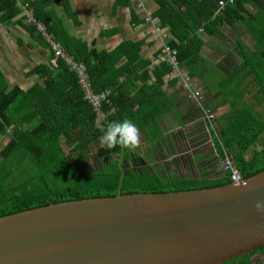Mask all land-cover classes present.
<instances>
[{
	"label": "trees",
	"instance_id": "16d2710c",
	"mask_svg": "<svg viewBox=\"0 0 264 264\" xmlns=\"http://www.w3.org/2000/svg\"><path fill=\"white\" fill-rule=\"evenodd\" d=\"M56 1L63 4L70 15L68 0ZM220 1L201 2L199 17L195 18L191 15V10L189 13L177 14L171 4L157 0V16L161 18L162 23L164 16L172 15L176 16L186 29V36L182 38L177 31L179 22L176 24V18L163 23L169 24L172 33L169 44L177 49L178 62L187 68L190 76L195 75L196 66L201 60L203 40L197 35V31L201 27L206 28L208 22L219 21L217 13ZM237 1L239 0L227 3L223 13L228 15L229 7ZM20 2L33 9L35 17L45 25L47 32L61 42L65 51L75 61L85 64L94 91L107 93V101L102 104L105 116L98 127L97 112L85 98L75 71L64 59H56L42 33L35 25L26 22L32 36L44 43L50 54L46 63L38 64L31 71V74H36L39 79L44 80L43 86L35 83L26 91L18 85L11 86L0 69V136L8 137L0 150V216L66 200L115 196L118 193L189 190L228 184L231 179L227 172L218 179L203 176L206 168H222L227 152L243 178H249L264 170V142L261 149H252L264 134V115L247 105L241 108L237 105L233 107L228 125L220 130V139L213 140V148L216 151L214 153L218 155H214L210 145L201 147L207 144L210 135L213 137L211 131H206L204 127L199 128V145L186 144L179 149L156 154L151 161L141 155L136 147L122 149L119 146H102L99 137L105 127L111 122L124 119L132 121L142 132L145 143L162 144L165 136L159 126V118L173 110L172 102L162 90V78L170 73L173 67L166 62H159L153 69L156 80L152 81L148 69L150 61L140 60L145 69L144 75L140 76L142 85L137 87L134 74L139 68L136 65L139 59V42L126 41L112 50H98L92 41V47H89L70 35L63 28L60 19L45 10L43 0H0L1 23L8 24L20 13L22 15L24 8ZM189 2L190 0H184L183 3L189 7ZM171 10L176 14H172ZM187 16L196 20L190 23ZM241 16L238 14L230 22L240 20ZM22 18L26 21L24 15ZM240 54L244 58L242 70L255 80L259 93L264 96V50ZM122 56H126L127 61L117 67V62ZM53 60L55 64L52 63ZM189 143L193 144L194 141ZM67 146L71 156L65 149ZM94 147L96 157L99 160L107 159V163H103L100 169L90 171L87 162ZM187 151L195 153L197 159H207V162L194 163L192 159H188L189 155L185 153ZM249 151L252 155L246 158ZM182 153L185 154L183 158L187 159H184L179 168H196L195 165L199 164V177L184 173L180 175L172 170L174 168L170 158ZM133 158L139 159L148 167L144 164L140 168L128 167L126 162ZM160 159L170 165V178L163 167L156 165ZM10 161L15 163V166H11ZM27 161L29 165L25 169L18 165ZM151 162L155 164L149 166ZM19 167L24 172L14 170ZM257 251H264V247L223 264H234L237 260L245 259L243 264H250L249 258Z\"/></svg>",
	"mask_w": 264,
	"mask_h": 264
},
{
	"label": "crops",
	"instance_id": "0c3cea01",
	"mask_svg": "<svg viewBox=\"0 0 264 264\" xmlns=\"http://www.w3.org/2000/svg\"><path fill=\"white\" fill-rule=\"evenodd\" d=\"M164 1L171 4L177 14L189 13L191 10V15L198 18L199 5L205 0H190L189 7L183 3L184 0ZM43 4L46 11L60 19L63 28L70 35L89 47H92V41L98 50H112L126 41L139 42V59L136 61L139 68L134 74L137 87L142 85L140 76L144 75L145 69L140 60L150 61L148 69L152 81L156 80L153 69L159 65V44L152 39L151 25L145 22V15L152 16L159 25L167 29L171 37L169 24L163 25V23L175 18L176 24L179 22L176 16L171 15L164 16L162 23L161 18L157 16L159 9L157 0H143L141 7L137 0H68L70 15L63 4L56 0H43ZM20 5L23 4L20 2ZM240 8L242 11L239 10ZM174 10H171L172 14H176ZM238 14L242 15L241 19L230 22ZM22 15L20 13L8 24L0 21V69L11 86L18 85L26 91L35 83L44 85V80L39 79L36 74H31V71L38 64L47 62L50 50L32 36L30 27ZM217 16H219L217 23L208 22L206 28L201 27L197 31V35L203 40V45L195 75L190 76L187 68L180 65L177 70H172L162 78V90L173 104V110L159 118V126L165 136L162 144L145 143L142 132L137 129L136 149L148 161H151L158 151L165 153L186 144L199 145L200 127L213 134V137L210 135L207 139V144L201 147L210 145L209 148L213 149V153L216 152L213 148V140L220 139V130L228 125L229 115L235 105L238 108L244 105L253 107L256 112L264 115V96L259 93L255 80L242 70L244 58L240 54L264 50V0H239L229 7L228 15L221 11ZM187 17L190 23L196 20L191 16ZM177 31L182 38L186 36V29L180 22L177 24ZM126 61V56H122L117 62V67ZM52 63L55 64V61L53 60ZM185 76L190 77L192 90L198 91L200 98L184 86ZM207 111L213 113L212 120L206 117ZM190 141L194 143L191 144ZM263 142L264 134L258 144L263 146ZM253 148L259 150L262 147L253 146ZM251 151L247 153L246 158L252 155ZM185 153H188V159H192L194 163L207 162V159H197L195 153L192 154L190 151ZM184 155V153L177 154L170 158L172 166L176 165L173 171L179 173L180 165L183 164L184 159H187L183 158ZM214 155L218 154L214 153ZM227 156H230L228 152ZM177 159L179 161L176 162ZM195 166L198 174L197 169L201 167L199 164ZM205 170L203 176L207 178L218 179L225 175L222 168ZM244 262L246 259L237 260L234 264ZM249 262L264 264V251L255 252L249 258Z\"/></svg>",
	"mask_w": 264,
	"mask_h": 264
},
{
	"label": "water",
	"instance_id": "95a60500",
	"mask_svg": "<svg viewBox=\"0 0 264 264\" xmlns=\"http://www.w3.org/2000/svg\"><path fill=\"white\" fill-rule=\"evenodd\" d=\"M264 170L239 183L0 216V264H223L264 247Z\"/></svg>",
	"mask_w": 264,
	"mask_h": 264
},
{
	"label": "built area",
	"instance_id": "2783aa9c",
	"mask_svg": "<svg viewBox=\"0 0 264 264\" xmlns=\"http://www.w3.org/2000/svg\"><path fill=\"white\" fill-rule=\"evenodd\" d=\"M235 1L236 0H221L219 2L218 12H221L227 3H234ZM137 2L139 3L138 5L140 7L143 5V0H137ZM22 7L24 8L23 15L25 16L26 22L35 25L38 31L42 33L48 42L50 49L54 52L55 58L64 59L70 68L77 74L78 81L84 91L85 98L92 103L95 111L97 112L98 118L96 120V125L99 127L105 116V113L102 111V104L104 101H107V93H96L94 91L85 64L75 61V59L65 51L61 42L56 40L52 34L48 33L45 25L35 17L33 9L30 8L28 4L22 5ZM144 20L146 23L151 25V33L153 35L152 39L159 44V62H166L173 67V70H177L180 66L177 59L178 52L177 49L172 48L169 44L171 35L168 33L167 29L159 25V23L154 18H152V16L146 14ZM184 86L194 93L196 97L200 98V93L198 91L192 90L189 76L184 77ZM206 117L209 120H212L214 115L211 111H207ZM222 168L225 172L230 174L231 182L239 183L242 181L243 177L241 172L236 167L233 159L230 156H226V158L223 160Z\"/></svg>",
	"mask_w": 264,
	"mask_h": 264
},
{
	"label": "clouds",
	"instance_id": "9594fccd",
	"mask_svg": "<svg viewBox=\"0 0 264 264\" xmlns=\"http://www.w3.org/2000/svg\"><path fill=\"white\" fill-rule=\"evenodd\" d=\"M137 139L136 126L132 121L124 119L109 123L99 137V142L102 146L107 145L109 148L119 146L122 149H134ZM256 207L264 210V202L258 201Z\"/></svg>",
	"mask_w": 264,
	"mask_h": 264
},
{
	"label": "rangeland",
	"instance_id": "374dc122",
	"mask_svg": "<svg viewBox=\"0 0 264 264\" xmlns=\"http://www.w3.org/2000/svg\"><path fill=\"white\" fill-rule=\"evenodd\" d=\"M7 140V137H2L0 136V150L2 149V147L5 145V142ZM258 143H256L254 145V147H257V148H261L262 145L261 144H258L259 146H257ZM67 153L71 156V153H70V148L67 146L65 147ZM252 149H254L252 147ZM144 154V153H143ZM159 154V151L157 152V155ZM153 160V158H152ZM107 159L105 160H99L97 157H96V147L93 148V151L90 153V159L88 160L87 162V168L88 170L90 171H95L97 169H100L102 166H103V163H107L106 162ZM159 162H156L157 166L158 167H163V169L168 172V178H170L171 176V173H169V171L171 172L170 170V165L163 159H160L158 160ZM155 164V162H153ZM9 164L12 166L14 165L15 166V163H12V161L9 162ZM127 166H132V167H135V168H140L142 164H144L145 166H147L144 162L140 161L139 159H131L130 161H127L126 162ZM148 164V163H147ZM18 165H22L21 167L25 169V167H28L29 163L28 161L27 162H24L23 164H18ZM152 165V164H149V166ZM168 165V166H167ZM21 167H19L18 169L14 168L15 171H18V172H24ZM148 167V166H147ZM176 167V165H173L172 168ZM188 175V176H192V177H199L200 175V172L198 174H196V168H189V169H183V170H179V174L180 175ZM12 180H14V177L12 178ZM11 183V181L9 182Z\"/></svg>",
	"mask_w": 264,
	"mask_h": 264
},
{
	"label": "flooded vegetation",
	"instance_id": "af4514ba",
	"mask_svg": "<svg viewBox=\"0 0 264 264\" xmlns=\"http://www.w3.org/2000/svg\"><path fill=\"white\" fill-rule=\"evenodd\" d=\"M189 168H192V166H189Z\"/></svg>",
	"mask_w": 264,
	"mask_h": 264
}]
</instances>
